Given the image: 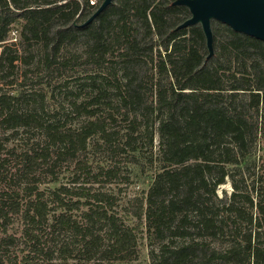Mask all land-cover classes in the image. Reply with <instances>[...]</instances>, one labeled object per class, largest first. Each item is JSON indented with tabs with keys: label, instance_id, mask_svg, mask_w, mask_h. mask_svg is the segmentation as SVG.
Listing matches in <instances>:
<instances>
[{
	"label": "trees",
	"instance_id": "1",
	"mask_svg": "<svg viewBox=\"0 0 264 264\" xmlns=\"http://www.w3.org/2000/svg\"><path fill=\"white\" fill-rule=\"evenodd\" d=\"M175 1L114 0L93 22L83 25L103 0L95 5L89 0H0V43L19 24L23 38L47 41L54 52L70 39L92 40L91 55L99 54V64L112 46L118 47L126 80L121 104L134 114L124 144L136 143L145 124L152 149L153 127L158 124L161 163L149 189L126 202L130 222L113 210L115 197L99 179L116 177V169L93 173L80 160L75 163L74 186L57 187L51 199L35 186L26 187L30 196L25 200L17 191L5 200L2 196L0 241L6 247V260L2 257L0 264H57L58 260L71 264L72 259L73 264L128 262L136 258L144 231L161 241L154 264H264V246L256 243L259 233L242 227L244 223L264 226L263 194L255 202L234 179L229 198L216 194L217 187L231 177L228 167L245 163L259 130L264 132V41L212 21L214 55L207 59L201 26L179 28L190 12ZM106 35L112 38L108 48L103 44ZM147 57L154 66L149 82L155 99L149 105L138 70ZM17 60V55L0 53V67H14ZM106 97L99 91L89 102H72L78 115L87 119L79 128L47 127L48 146L60 144L59 160L77 159L95 136L113 152L120 150L118 133L109 131L116 117L112 113L100 117L98 107L90 109ZM15 100L0 96L1 126L42 125L35 115L12 112ZM142 110L146 121L138 120ZM48 146L26 155L24 175L49 158ZM81 174L93 180L81 182ZM241 201L256 207L260 217L248 215ZM16 215L22 220L20 235L8 233ZM65 234L74 237L73 243L54 242L55 235Z\"/></svg>",
	"mask_w": 264,
	"mask_h": 264
},
{
	"label": "rangeland",
	"instance_id": "2",
	"mask_svg": "<svg viewBox=\"0 0 264 264\" xmlns=\"http://www.w3.org/2000/svg\"><path fill=\"white\" fill-rule=\"evenodd\" d=\"M12 29L8 39L0 43V53L6 51L7 54L17 55L19 60L15 62L14 67L7 65L0 67V96L17 98L11 106V111L21 116L35 115L42 125L38 127L22 125L17 129H7L0 124V199L6 196L3 199L5 200L11 191H17L19 199L25 200L30 196L26 187L34 186L38 188L36 191L44 192L45 199H51V192L57 187L74 186L72 183L76 177L75 163L80 160L86 163L87 169L92 170L93 173H97L101 168L105 171L111 168L116 169V177L109 179L108 176L103 175L99 179L115 197L113 210L122 216L124 221L130 222V218L126 215V202L134 195L147 191L153 177L161 169L158 158L160 137L159 125L155 124L154 146L151 149L144 132V124L139 129L140 136L137 142H132L130 145L124 144V135L129 131L134 114L121 104V97L125 91L123 81H126L123 76L125 74L124 58L118 56L121 51L117 50V46H112L113 51L108 52L105 62L99 64L97 62L99 54L95 53V57L91 55L95 49V46H92V40L89 43L84 38L70 39L61 44L59 51L54 52L52 46L46 44L47 41L23 38L19 24ZM104 43H106L105 48L112 44L111 35H106ZM154 54H157V50ZM146 59L148 62L141 65L138 70L139 76L143 78L142 92L149 105L155 99L151 82H149L154 66L149 57ZM99 91H104L107 97L104 100L101 99L99 104L91 106L90 109L98 107L100 117L108 118L110 113L116 117V121L110 124L109 131L118 133L117 142L120 144V150L113 152L102 144L99 136H95L89 140L87 149L77 154V159L74 160V157L67 159V156H64L59 160L57 154L61 150L60 144L56 147L48 146L47 127L56 125L64 130L79 128L87 119L86 116L78 115L72 102L75 99L78 103L89 102ZM78 93L79 96H77ZM142 111L143 116H137L138 120L144 118L146 121L148 118L144 114L146 111ZM47 146L49 158L41 165H36L31 174L24 175L27 165L26 155L35 150L41 151ZM135 147L138 149L134 150ZM250 147L251 153L245 163L228 167L231 177H227L225 183L217 187L216 194L219 198H229L234 193L232 179L236 181L240 190L247 193L255 202L258 200L257 195L262 193L264 196V132L261 129L256 143ZM79 178L81 182L84 179L93 180L86 174H81ZM33 196L31 197L34 198ZM48 202L50 207L54 206L53 202L49 200ZM239 205L244 206L248 215L260 217L256 207L251 208L243 201ZM22 227V220L16 215L13 217L8 233L20 235ZM242 227L245 230L251 229L254 234L258 232L259 238L256 243L259 241L258 243L264 246L263 224L258 227L244 223ZM53 239L55 243H60L61 240L74 241V237L67 234L55 235ZM223 241L225 240H218L219 244ZM160 242L157 237L144 231V234L140 235L136 258L113 264H154L155 256L159 253ZM216 243L213 242L211 245L216 246ZM5 250L6 247L0 241V259L3 257L4 261L6 260ZM54 257H57L56 253ZM59 262L58 260L57 264ZM73 263L74 259L71 260V264ZM90 264L108 263L96 260Z\"/></svg>",
	"mask_w": 264,
	"mask_h": 264
},
{
	"label": "water",
	"instance_id": "3",
	"mask_svg": "<svg viewBox=\"0 0 264 264\" xmlns=\"http://www.w3.org/2000/svg\"><path fill=\"white\" fill-rule=\"evenodd\" d=\"M114 0H103L95 13L83 24L93 22ZM174 5L186 6L190 17L179 28L200 25L208 50L214 55L212 21L227 25L233 31L264 41V0H176Z\"/></svg>",
	"mask_w": 264,
	"mask_h": 264
},
{
	"label": "built area",
	"instance_id": "4",
	"mask_svg": "<svg viewBox=\"0 0 264 264\" xmlns=\"http://www.w3.org/2000/svg\"><path fill=\"white\" fill-rule=\"evenodd\" d=\"M91 5H95L96 1L95 0H89Z\"/></svg>",
	"mask_w": 264,
	"mask_h": 264
}]
</instances>
